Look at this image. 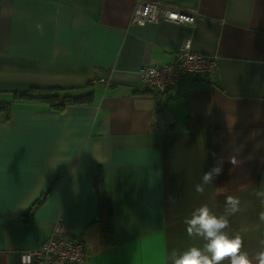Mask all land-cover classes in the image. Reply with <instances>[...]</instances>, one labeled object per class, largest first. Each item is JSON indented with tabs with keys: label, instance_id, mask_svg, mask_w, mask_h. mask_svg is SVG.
Wrapping results in <instances>:
<instances>
[{
	"label": "crops",
	"instance_id": "0c3cea01",
	"mask_svg": "<svg viewBox=\"0 0 264 264\" xmlns=\"http://www.w3.org/2000/svg\"><path fill=\"white\" fill-rule=\"evenodd\" d=\"M163 1L194 12L196 24H134L136 0H0V99L11 104L8 118L0 114V264H22L21 251L47 240L60 217L86 243L83 264H174L207 244L188 235L186 219L203 206L226 214L229 195L241 211L223 231L239 235L258 264L264 0ZM186 38L218 56V69L158 93L140 68L174 60ZM32 86L92 91V101L55 108L21 99ZM218 163L222 173L203 184ZM95 177L112 199L110 244Z\"/></svg>",
	"mask_w": 264,
	"mask_h": 264
},
{
	"label": "built area",
	"instance_id": "2783aa9c",
	"mask_svg": "<svg viewBox=\"0 0 264 264\" xmlns=\"http://www.w3.org/2000/svg\"><path fill=\"white\" fill-rule=\"evenodd\" d=\"M164 20L187 24L193 27L197 22L194 12L182 9L163 0H136L132 23L145 25ZM219 66L216 55L195 51L191 38H186L174 60L162 65L142 66L141 79L158 93H165L177 86L186 76L212 75ZM90 254L86 243L71 234L63 218L57 219L50 237L38 247L20 253L22 264H83Z\"/></svg>",
	"mask_w": 264,
	"mask_h": 264
},
{
	"label": "clouds",
	"instance_id": "9594fccd",
	"mask_svg": "<svg viewBox=\"0 0 264 264\" xmlns=\"http://www.w3.org/2000/svg\"><path fill=\"white\" fill-rule=\"evenodd\" d=\"M37 31L43 33V25H36ZM230 163H235V157L229 159ZM222 163H218L209 172L203 175V184H210L214 176L222 173ZM203 184H197L195 191L203 194ZM241 211L239 198L229 195L225 200L224 215H214L206 206L197 209L190 219H186L187 233L189 236L197 235L207 240L204 250L192 247L185 251L174 264H222L225 259L230 260V264H253L246 252H242L243 240L239 235L230 237L223 230L229 226L228 216ZM260 220L264 222V212L260 214ZM264 245V240L261 241ZM258 264H264V250L256 254Z\"/></svg>",
	"mask_w": 264,
	"mask_h": 264
},
{
	"label": "trees",
	"instance_id": "16d2710c",
	"mask_svg": "<svg viewBox=\"0 0 264 264\" xmlns=\"http://www.w3.org/2000/svg\"><path fill=\"white\" fill-rule=\"evenodd\" d=\"M18 93V92H17ZM93 92L84 93L82 95L73 96L71 94L59 93L57 87H39L32 86L26 90L19 91V97L25 100H39L45 101L52 105L55 108H62L65 104H85L92 101ZM11 104L3 99H0V114L8 118L11 114ZM97 194L99 197L100 204V217H101V232L102 240L104 243L110 244L112 242L113 235V218H112V199L110 193L103 191L100 187V177H95L94 180ZM45 193L34 203V206L40 205L44 198L46 197Z\"/></svg>",
	"mask_w": 264,
	"mask_h": 264
}]
</instances>
